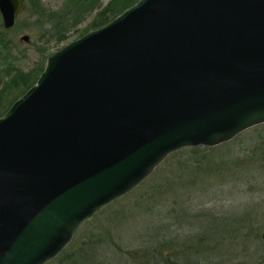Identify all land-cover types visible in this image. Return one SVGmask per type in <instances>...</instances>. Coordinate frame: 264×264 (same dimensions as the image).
<instances>
[{"label": "water", "instance_id": "water-1", "mask_svg": "<svg viewBox=\"0 0 264 264\" xmlns=\"http://www.w3.org/2000/svg\"><path fill=\"white\" fill-rule=\"evenodd\" d=\"M25 5L0 0L4 29ZM261 124L264 0H138L0 117V264L49 263L169 155Z\"/></svg>", "mask_w": 264, "mask_h": 264}, {"label": "trees", "instance_id": "trees-1", "mask_svg": "<svg viewBox=\"0 0 264 264\" xmlns=\"http://www.w3.org/2000/svg\"><path fill=\"white\" fill-rule=\"evenodd\" d=\"M137 1L110 0L96 15L93 30ZM25 4V11L13 28L4 29L0 17V117L36 83L49 56H43L40 63L26 72L19 69L13 53L18 45L14 42L16 36L41 28L42 36L54 33L63 41L68 24L75 25L99 9L101 0H62L57 10L45 7L42 0H25ZM18 52L22 57L26 54V50ZM252 166L264 169V124L216 147L179 150L169 155L135 190L87 222L77 233L81 240H73L56 260L61 264H224L229 254L232 264H264L261 240L264 212L261 222L236 223L229 232H216L222 228L214 227L215 222L228 218L229 208H243L238 212L245 213L248 219L253 212L244 209L264 206L253 201V195H264V191L254 189L252 184H243L238 190L239 200L234 201L235 198L225 194V182L211 183L212 178L233 169ZM214 189L216 195L201 202L195 200L198 194L209 195ZM129 208L155 214L151 230L138 231L135 227L128 230L126 226L132 223L125 211ZM219 247L225 254L213 257Z\"/></svg>", "mask_w": 264, "mask_h": 264}, {"label": "rangeland", "instance_id": "rangeland-1", "mask_svg": "<svg viewBox=\"0 0 264 264\" xmlns=\"http://www.w3.org/2000/svg\"><path fill=\"white\" fill-rule=\"evenodd\" d=\"M45 7L57 10L61 4L62 0H42ZM110 2V0H101V7L99 9H95L91 13L87 14L85 17L81 19L80 22H78L75 25L68 24V29L65 31V37L66 39L63 41H59L57 39L56 34H42V29H32L31 32H21L19 33L16 38L14 39V42H16L17 48L13 51L14 56L16 57L15 65L23 70L28 71L31 68H33L36 64L40 63L43 59V56L51 55L55 51L59 50L63 46L67 45L69 42L76 40L77 38L83 36L84 34L88 33L89 31L93 30L95 26V17L100 12L99 10L106 6V4ZM30 22V21H27ZM25 24V22H24ZM22 35H27L29 37V43L26 45L24 43L19 42V37ZM33 45V46H31ZM22 50H26V54L24 57H22L21 53L18 52ZM262 125V124H261ZM254 128V127H253ZM264 169L260 170L256 166L249 167L248 169H233L230 173H224L223 176L220 177H214L211 179V183L213 185L219 183V182H225V185H227V190L225 194L227 196H231L235 198L237 201L239 200V193L238 190L243 184H252L254 186V189L256 190H262L264 191ZM244 191V188H243ZM216 190H212L209 195H201L198 194L195 197L196 201H204L209 196L216 195ZM251 195V194H250ZM253 201H256L257 203L264 204V195H260V193H257L256 195H253ZM246 200H248L246 198ZM180 202H182V197H180ZM229 203V201L227 202ZM226 203V204H227ZM246 208V207H245ZM243 208H236L232 207L229 208L226 213L228 215V218L225 220H221L219 222H215L214 227L217 226V228L222 229H216V232L225 233L232 230L233 224L236 223H247L250 221L254 222H261L263 218V212H264V206L262 208H253L249 207L244 209V211H252V215L246 219L245 213H240L238 211L242 210ZM128 222L132 223L131 225H127L126 228L128 230H132L133 227L138 229V231H145V230H151V228L154 226V217L155 214L147 215L146 213H143L141 210H133V208H129L125 211ZM143 227V229H142ZM263 230L264 222L261 225ZM80 231V230H79ZM78 231V232H79ZM77 232V233H78ZM76 233V235H77ZM74 236L72 241L75 242L81 240L79 239L80 236ZM71 241V242H72ZM222 247L217 248L216 252L212 255L213 257H221L225 254V252L222 250ZM226 250V249H225ZM230 256L227 255L224 260V264H232V261H230ZM47 264H61L59 260H56V258L52 261H50Z\"/></svg>", "mask_w": 264, "mask_h": 264}]
</instances>
